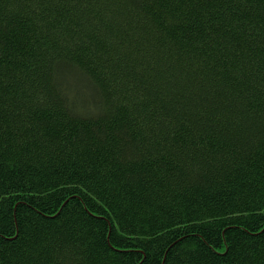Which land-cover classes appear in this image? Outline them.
<instances>
[{"label":"trees","instance_id":"trees-1","mask_svg":"<svg viewBox=\"0 0 264 264\" xmlns=\"http://www.w3.org/2000/svg\"><path fill=\"white\" fill-rule=\"evenodd\" d=\"M0 264H264V0H0Z\"/></svg>","mask_w":264,"mask_h":264}]
</instances>
